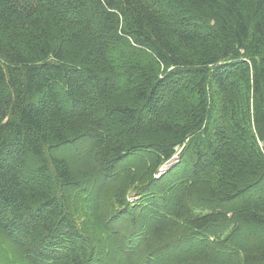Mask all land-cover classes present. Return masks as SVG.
Segmentation results:
<instances>
[{"label":"trees","instance_id":"1","mask_svg":"<svg viewBox=\"0 0 264 264\" xmlns=\"http://www.w3.org/2000/svg\"><path fill=\"white\" fill-rule=\"evenodd\" d=\"M0 264H264V0H0Z\"/></svg>","mask_w":264,"mask_h":264},{"label":"rangeland","instance_id":"2","mask_svg":"<svg viewBox=\"0 0 264 264\" xmlns=\"http://www.w3.org/2000/svg\"><path fill=\"white\" fill-rule=\"evenodd\" d=\"M137 200H138V196L136 195L135 191H132L130 194H129V201L132 202L130 204H136L137 203ZM83 219H85V217H82ZM127 221V220H126ZM114 227H118V223H116L115 225H113Z\"/></svg>","mask_w":264,"mask_h":264},{"label":"water","instance_id":"3","mask_svg":"<svg viewBox=\"0 0 264 264\" xmlns=\"http://www.w3.org/2000/svg\"><path fill=\"white\" fill-rule=\"evenodd\" d=\"M175 157H177V156H175ZM170 166H171V165H170ZM170 166H169V167H170ZM169 167H167V168H169ZM165 169H166V167H165ZM165 169H164V171H165ZM166 170H167V169H166Z\"/></svg>","mask_w":264,"mask_h":264},{"label":"built area","instance_id":"4","mask_svg":"<svg viewBox=\"0 0 264 264\" xmlns=\"http://www.w3.org/2000/svg\"><path fill=\"white\" fill-rule=\"evenodd\" d=\"M164 169H165V167H164Z\"/></svg>","mask_w":264,"mask_h":264}]
</instances>
